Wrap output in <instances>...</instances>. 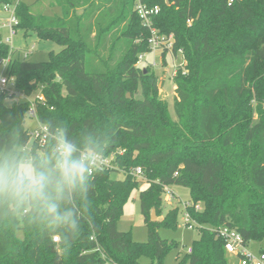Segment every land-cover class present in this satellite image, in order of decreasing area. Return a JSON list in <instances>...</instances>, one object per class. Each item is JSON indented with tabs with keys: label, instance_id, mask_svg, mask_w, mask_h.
I'll use <instances>...</instances> for the list:
<instances>
[{
	"label": "trees",
	"instance_id": "1",
	"mask_svg": "<svg viewBox=\"0 0 264 264\" xmlns=\"http://www.w3.org/2000/svg\"><path fill=\"white\" fill-rule=\"evenodd\" d=\"M44 1L41 10L51 14L34 10ZM136 1L17 3V29L61 49L47 61L31 62L14 57L11 45L0 40V60L11 58L6 73L16 89L43 96L31 103L0 94V121L26 122L34 104L39 122H66L73 133L99 128L106 133L105 155H114L116 167L92 177L91 208L68 245L23 221L0 222V264H143V256L148 264H164L176 243L161 237L158 227L175 226L180 209L162 220H152L151 213L162 215L164 187L174 184L189 187L191 202L202 206L187 208L199 238L178 264H229L225 241L214 230L221 226L236 229L247 243L264 240V0H143L160 5L155 26L172 33L175 49L183 50L175 78L179 123L159 96L154 70L136 65L139 54L149 51ZM137 166L147 180L140 191L146 242L118 228L140 185L132 174ZM114 172L125 176L115 178Z\"/></svg>",
	"mask_w": 264,
	"mask_h": 264
},
{
	"label": "clouds",
	"instance_id": "2",
	"mask_svg": "<svg viewBox=\"0 0 264 264\" xmlns=\"http://www.w3.org/2000/svg\"><path fill=\"white\" fill-rule=\"evenodd\" d=\"M105 146L99 128L73 133L66 122L0 121V222L23 221L70 244L91 208L92 177L105 170Z\"/></svg>",
	"mask_w": 264,
	"mask_h": 264
},
{
	"label": "rangeland",
	"instance_id": "3",
	"mask_svg": "<svg viewBox=\"0 0 264 264\" xmlns=\"http://www.w3.org/2000/svg\"><path fill=\"white\" fill-rule=\"evenodd\" d=\"M13 4L18 2V0H11ZM27 4L34 3L35 0H23ZM47 1L43 2L40 6H35L34 10H41L43 6L45 7ZM3 5L0 3L1 13L4 12ZM46 13H52L49 9L41 10ZM82 12V9H79V13ZM5 16L3 15V18ZM1 26V25H0ZM2 40L7 41L10 38V32L8 28H3L2 30ZM12 49L14 50V57L26 58L31 62H41L47 61L49 59V54L51 51H59L61 46L52 40H45L38 38L35 34H32L28 37L24 36V32L22 29H17L16 34L13 37V43L11 44ZM27 54V56H26ZM158 56H161L158 54ZM153 53L146 54V58L142 66H146L147 63L152 62ZM167 66H154L151 67L156 75L159 78V96L162 98H166L169 103V113L172 116L174 123H179L176 120L175 113V87H176V73L178 72L177 63L182 61L181 57H178L177 63L171 55L166 56ZM184 61V60H183ZM183 66V65H182ZM3 75V66L0 64V78ZM21 92V91H19ZM40 92H35L30 95L31 103L34 101L37 94ZM19 94V93H18ZM129 94V93H128ZM13 99L22 100L23 98L20 96H15ZM13 99L6 100L7 104H11ZM27 125H36L38 124L37 120L32 117H27L26 119ZM112 176L115 178H124V172H114ZM137 180L140 182L138 188H135L128 200L126 201L123 214L118 221V228L121 231H131L132 238L137 242H146L149 239V228L145 223V218L141 210V202H140V191L143 190L147 186V180L145 177H138ZM169 188L174 192L175 197L171 200L168 199L169 193H163V205L162 210L163 213L161 216L157 215L155 210L156 217H151L152 220H162L167 212L170 209H174L178 207L180 212L177 217V221L175 226H166L160 225L158 227V232L161 237L168 239L169 242H175L176 245L167 253L164 264H178L179 259H182L192 248L194 240L199 238V225L196 228H189L186 225L185 217H184V207L185 204L191 201V192L189 187L184 185H170ZM22 226V224L20 225ZM17 236L19 238L24 237V233L21 229L17 230ZM252 251L256 254L260 253L264 249V240L262 241H252L249 244ZM179 257V259H178ZM229 264H240L238 257L233 253H228ZM141 262L143 264H148L149 258L147 256H143L141 258Z\"/></svg>",
	"mask_w": 264,
	"mask_h": 264
},
{
	"label": "built area",
	"instance_id": "4",
	"mask_svg": "<svg viewBox=\"0 0 264 264\" xmlns=\"http://www.w3.org/2000/svg\"><path fill=\"white\" fill-rule=\"evenodd\" d=\"M20 0H18L19 2ZM8 3L3 5V10L8 13V17L6 21L3 23L4 27L8 28L10 32V38L7 39L8 44L13 43V37L16 34L17 26L19 24V18L16 15V6L17 3ZM167 4H170V1L167 0ZM135 10L139 14L142 19L143 25L147 28L149 35L147 36L149 51H145L139 54L138 61L136 63L137 66H142L144 63L146 54L153 53L152 62L146 64V66L154 67V66H167L166 56L171 55L177 63L178 57L182 55L183 50L181 48L175 49V37L174 35L167 34L161 32L154 24L155 16L159 14L161 11L160 5L156 4L154 6L145 3L143 0H137L135 4ZM13 50V49H12ZM14 51V50H13ZM160 54L161 56H158ZM27 56V54H26ZM11 58L6 57L0 60V64L3 66V75L0 78V94H8L9 96L18 95L23 99H29V96L19 92L16 89L15 78L9 77L7 75V68L10 63ZM181 64V62L177 63L175 66ZM177 75V72H175ZM19 93V94H18ZM39 100H43L42 94L37 95ZM30 115L32 118H35L39 123L34 104L31 105ZM32 139L38 140L39 144L43 145L44 140L42 137L33 136ZM114 155H105V169H114L116 167L114 162ZM132 174L136 177H144L143 169L140 166L133 168ZM170 185H166L165 193L168 192V199L171 200L175 197L174 192L169 188ZM195 206L197 210H201L202 206L200 203L193 204L191 201L187 202L184 207V217L186 225L189 228L198 227V223L192 219L188 207ZM219 236H221L225 241V248L228 253L235 254L240 261V264H264V251L256 254L252 251L249 244L244 239L243 235L234 228H230L228 226H221L214 229ZM55 241H59V237H54ZM191 251V249H190ZM103 264H111L109 261H105Z\"/></svg>",
	"mask_w": 264,
	"mask_h": 264
},
{
	"label": "crops",
	"instance_id": "5",
	"mask_svg": "<svg viewBox=\"0 0 264 264\" xmlns=\"http://www.w3.org/2000/svg\"><path fill=\"white\" fill-rule=\"evenodd\" d=\"M44 9H45V7H44ZM51 12H53V11H51ZM3 15L5 16L4 18H3ZM7 17H8V13H6L5 11L3 13H1V10H0V25H1L0 26V40H2L1 39L2 38V35H3L2 30H3V28H5L4 25H3V23L6 21Z\"/></svg>",
	"mask_w": 264,
	"mask_h": 264
},
{
	"label": "water",
	"instance_id": "6",
	"mask_svg": "<svg viewBox=\"0 0 264 264\" xmlns=\"http://www.w3.org/2000/svg\"><path fill=\"white\" fill-rule=\"evenodd\" d=\"M128 96H130V94H128ZM153 218L156 217V214H155V210L153 211Z\"/></svg>",
	"mask_w": 264,
	"mask_h": 264
}]
</instances>
